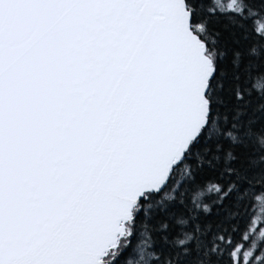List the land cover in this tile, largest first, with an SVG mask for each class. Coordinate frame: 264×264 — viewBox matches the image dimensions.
<instances>
[{
  "label": "snow or ice",
  "instance_id": "1",
  "mask_svg": "<svg viewBox=\"0 0 264 264\" xmlns=\"http://www.w3.org/2000/svg\"><path fill=\"white\" fill-rule=\"evenodd\" d=\"M0 264H264V0H0Z\"/></svg>",
  "mask_w": 264,
  "mask_h": 264
}]
</instances>
